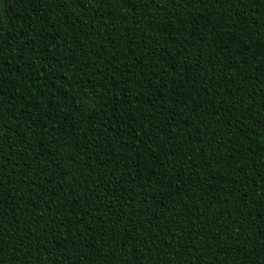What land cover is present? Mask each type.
<instances>
[{
	"label": "trees",
	"instance_id": "obj_1",
	"mask_svg": "<svg viewBox=\"0 0 264 264\" xmlns=\"http://www.w3.org/2000/svg\"><path fill=\"white\" fill-rule=\"evenodd\" d=\"M0 264H264V0H0Z\"/></svg>",
	"mask_w": 264,
	"mask_h": 264
}]
</instances>
